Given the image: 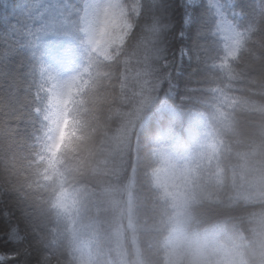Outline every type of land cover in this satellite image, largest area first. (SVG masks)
<instances>
[{
  "label": "clouds",
  "instance_id": "9594fccd",
  "mask_svg": "<svg viewBox=\"0 0 264 264\" xmlns=\"http://www.w3.org/2000/svg\"><path fill=\"white\" fill-rule=\"evenodd\" d=\"M193 3L185 81L168 0H44L27 127L0 126V185L43 216L18 264H264V0Z\"/></svg>",
  "mask_w": 264,
  "mask_h": 264
},
{
  "label": "trees",
  "instance_id": "16d2710c",
  "mask_svg": "<svg viewBox=\"0 0 264 264\" xmlns=\"http://www.w3.org/2000/svg\"><path fill=\"white\" fill-rule=\"evenodd\" d=\"M32 1L35 0H0V101L4 103L0 108V126L7 121L8 126L20 130L26 129V118L18 117H23L29 95L35 94L34 83L38 78L29 56V42L35 39L32 33L42 16L59 14L55 9L42 8L44 0L36 7L31 5ZM257 3L258 0H244L241 22H247L255 14ZM165 9L171 11L169 33H174V41L168 47L173 58V72L186 81L204 44L202 35L207 26L206 12L193 0H168ZM8 111L10 113H6ZM6 114L9 116L4 118ZM21 209L36 223L43 219L39 207L4 193L0 185V255L5 256L6 264H18L13 257L20 242L18 236L11 234V226L16 225L18 230L24 228Z\"/></svg>",
  "mask_w": 264,
  "mask_h": 264
},
{
  "label": "rangeland",
  "instance_id": "374dc122",
  "mask_svg": "<svg viewBox=\"0 0 264 264\" xmlns=\"http://www.w3.org/2000/svg\"><path fill=\"white\" fill-rule=\"evenodd\" d=\"M49 1H51V0H49ZM42 2V0H35V1H32V3H31V5L32 6H34V7H36L37 5H39V3H41ZM160 2V0H157V3H159ZM163 14L166 16V18H167V22H169L170 23V25H171V22H170V20H169V17L171 16L170 14H171V11L169 12L168 11V9H163ZM174 33H172V32H170L169 33V31H168V36H167V39H168V47H169V45H172V42L174 41ZM169 51V50H168ZM3 106H4V103H3V101H0V108L2 109L3 108ZM0 109V110H1ZM6 113H10L9 111L8 112H6ZM2 116V115H1ZM9 116V114H6V117L4 116V118H7ZM2 118H3V116H2ZM11 127H13L14 128V126H11Z\"/></svg>",
  "mask_w": 264,
  "mask_h": 264
},
{
  "label": "snow or ice",
  "instance_id": "6c2138e0",
  "mask_svg": "<svg viewBox=\"0 0 264 264\" xmlns=\"http://www.w3.org/2000/svg\"><path fill=\"white\" fill-rule=\"evenodd\" d=\"M229 55L230 56H235L236 53L235 52H230ZM11 234H14V235L18 236L17 240L23 239V235L21 233H19L18 227L16 225L11 226ZM29 264H30V261H29Z\"/></svg>",
  "mask_w": 264,
  "mask_h": 264
}]
</instances>
